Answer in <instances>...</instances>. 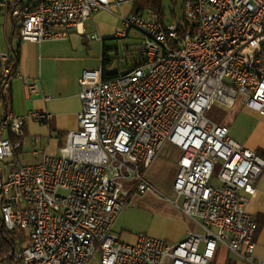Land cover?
Returning a JSON list of instances; mask_svg holds the SVG:
<instances>
[{
	"label": "built area",
	"instance_id": "obj_1",
	"mask_svg": "<svg viewBox=\"0 0 264 264\" xmlns=\"http://www.w3.org/2000/svg\"><path fill=\"white\" fill-rule=\"evenodd\" d=\"M133 1L0 0V10L18 23L22 40H66L72 29L100 40L84 31L85 21ZM122 24L117 37L130 28L142 36L133 66L111 80L102 66L81 71L78 127L58 154L31 146L23 164L15 155L22 143L12 137L24 146L26 123H43L48 112L0 117L1 226L30 240L12 264H210L220 244L252 264L258 224L246 195L264 156L207 112L240 98L264 115V0H183L179 21L131 12ZM8 60L0 52L3 96L17 76ZM168 148L180 152L171 203L201 231L176 243L146 234L122 242L116 219L131 196L154 192L147 172Z\"/></svg>",
	"mask_w": 264,
	"mask_h": 264
},
{
	"label": "crops",
	"instance_id": "obj_2",
	"mask_svg": "<svg viewBox=\"0 0 264 264\" xmlns=\"http://www.w3.org/2000/svg\"><path fill=\"white\" fill-rule=\"evenodd\" d=\"M13 1L32 5L36 0H9L10 3ZM117 7H120L122 11L124 9L126 12H122L120 18H124L133 12L132 4L118 5L115 7V12H118ZM100 11L95 12L84 23V31L87 33H98L101 37L100 40H87L84 38L82 32L77 29H72L69 37L61 41L38 43L22 40L18 36L17 38L19 40L16 39L18 43L14 47L13 41L15 40L16 24L12 25L9 44L13 55H10V52L7 50L0 49V52L7 53L9 58H14V51L17 52L16 65L13 68L17 76L11 81L9 90L4 96L10 92L13 98V92L21 89L24 109L8 111L6 109V97H4V108L0 111V117L6 112L23 115L28 110L46 111L51 115L50 119L43 123L28 121L24 128L25 140L29 131L39 130L40 134L48 138H51V132L57 133V138H53V140L58 142L61 140V137H65L68 131L77 129V114L81 110V101L79 98L81 90L79 78L81 71L83 69H94L101 66L103 48L111 50V48L105 46L103 37L116 36V32L120 29V27L115 29L102 25L99 22ZM4 15L5 17L8 16L5 12ZM87 22H92L97 30L87 31ZM102 34L103 36H101ZM82 40L86 42H100L101 53L98 57L99 61L97 60V65L90 62V52L81 44ZM24 79L27 80L28 84H36V92L28 91L27 86L24 84ZM242 107L236 106L235 103L232 107L228 108V110L230 109L231 116L228 120L225 122L222 121L220 124L229 128L230 135L237 142L264 156V116L251 109L243 111L241 110ZM238 120H240L241 130L234 131L232 125L234 126ZM246 197L248 199V212L258 224V229L254 237L255 249L252 264H264V169L254 184V193L246 195ZM131 204L138 209L145 208L150 210L153 213L151 219L148 222H143L139 218V210L137 208H131ZM119 222H122L124 230L136 225L139 226L137 230L141 231L140 233L170 243L182 241L190 232L201 231L171 201L152 191L131 196L128 204L120 212L115 223ZM132 241L134 242L135 238ZM210 264L251 263L232 252L227 244H220L218 245L215 258Z\"/></svg>",
	"mask_w": 264,
	"mask_h": 264
},
{
	"label": "rangeland",
	"instance_id": "obj_3",
	"mask_svg": "<svg viewBox=\"0 0 264 264\" xmlns=\"http://www.w3.org/2000/svg\"><path fill=\"white\" fill-rule=\"evenodd\" d=\"M24 1H27V0H24ZM162 1H163V6H164V11L166 14L165 23L173 22V18L171 16L172 13L175 16V20L179 21L182 17L183 0H174V1L162 0ZM117 10L118 12L117 11L108 12V11L101 10L100 16H99V22L102 25L106 26L107 28L109 26L115 29L117 27H120V29H122L123 24H122V20H121L122 18H120V15L122 14V12L124 13L126 12L124 9L122 11L120 7L119 8L117 7ZM13 24H16V26L18 25V23H15L11 19L10 14H8V16L5 17L4 12L0 10V49L7 50L8 52H10V55H13L11 46L9 44V39H10V35L12 32ZM86 30L96 31L97 29L94 27V24L92 22L91 23L87 22ZM6 35H7V40H6ZM18 36L20 38V35L16 32L14 35L15 40L13 41L14 47L18 43V41H16V39L19 40V38H17ZM101 36H103V34ZM103 38H104L106 47L115 49L109 54L111 61H112L110 70H112V69H115L116 67H120V68H123L126 66L129 67L132 64L133 58L137 54V51L141 44L142 36L138 30H136L135 28H130L128 31L127 37L118 38L117 36H112V37L104 36ZM81 44L84 45L85 48H87L88 51L90 52V62L95 63L97 65L98 63L97 60L99 61L98 57L100 56V53H101L100 42L98 41L86 42L82 40ZM126 50L132 51V55L128 58H126L127 57L126 54H128ZM13 95L14 96L12 98V95L9 92L8 95L5 96L6 97L5 101L7 104L6 109L8 111H11V110L16 111V110L24 109V100H23L21 89L15 90L13 92ZM11 99H12V102H11ZM236 106H241V107L243 106V105H240V98L237 101ZM2 108H4V102L0 104V111L2 110ZM229 110L227 107L215 104L207 112V117L220 124L222 123V121L225 122L226 120L230 118L231 115H230ZM241 110L246 111V110H249V108L247 109V107L243 106ZM241 117H242V114H241ZM232 129L234 131L241 130L240 120H238L234 126L232 125ZM57 135H58L57 133L51 132L50 133L51 138H48L40 134L39 130L29 131L26 137V144L22 148V153L18 155L19 162L22 164L31 162L32 158L29 155L31 146L35 150H39L40 152H46L49 155L58 154L60 152V148L64 146L65 137H61L60 141L55 142L53 138H57ZM164 154L165 155L157 156L155 160L153 161V163L151 164L147 172V180L151 183V185L154 188L153 190L157 195L163 198H167L169 201H171V200H174L175 198L173 184H174L176 173L178 170L177 160L180 156V152L177 149L168 148ZM131 208H137V207L132 205ZM138 210H139L138 211L139 218H141L143 222H148L151 219L153 213L150 210L145 209V208H140ZM115 224L116 225H114V232L119 236L122 242L133 243L132 240L134 238L136 240V237L139 234H143V233H140L141 231L137 230L139 226L134 225L131 228H127V230H124L122 222L115 223ZM18 232L24 238L23 243L19 247L29 244L30 240L27 236V232L22 231V230H18ZM0 244H1V236H0ZM0 264H11V262L8 261L7 259H3L2 261H0Z\"/></svg>",
	"mask_w": 264,
	"mask_h": 264
},
{
	"label": "trees",
	"instance_id": "obj_4",
	"mask_svg": "<svg viewBox=\"0 0 264 264\" xmlns=\"http://www.w3.org/2000/svg\"><path fill=\"white\" fill-rule=\"evenodd\" d=\"M132 11L140 15H149V16L154 15L161 22H165L166 19V14L164 11L162 0H134L132 3ZM171 16L173 18V21H176L173 13L171 14ZM19 31H20L19 27L16 26L15 33L17 32L19 34ZM114 50L115 49L113 48H111V50L103 48L101 66L103 69L102 78L104 80H111L133 66V62H132V64L129 67L127 66L123 68L116 67L115 69L110 70L112 61L109 54ZM126 51L128 52V54H126L127 55L126 58H128L132 55V51L130 50H126ZM14 53H15L14 58L13 57L9 58L7 62V65L10 66L12 69L16 65V59H17V52L14 51ZM1 84H2V79H1V63H0V102H3L5 96H3L1 92ZM12 140L14 142L21 141L22 143L21 147L15 151V155L18 157V155L22 152L23 140L22 138H14V137H12ZM0 236H1L0 261H2L3 259H7L12 264L14 260V253L12 254V249L16 251L18 247L23 243L24 238L22 235H20L18 230L7 231L4 227L1 226V220H0Z\"/></svg>",
	"mask_w": 264,
	"mask_h": 264
},
{
	"label": "water",
	"instance_id": "obj_5",
	"mask_svg": "<svg viewBox=\"0 0 264 264\" xmlns=\"http://www.w3.org/2000/svg\"><path fill=\"white\" fill-rule=\"evenodd\" d=\"M14 253V249H12V254Z\"/></svg>",
	"mask_w": 264,
	"mask_h": 264
}]
</instances>
